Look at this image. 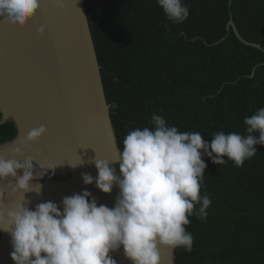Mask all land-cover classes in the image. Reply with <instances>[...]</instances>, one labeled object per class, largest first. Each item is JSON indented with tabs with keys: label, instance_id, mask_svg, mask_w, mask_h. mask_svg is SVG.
<instances>
[{
	"label": "trees",
	"instance_id": "1",
	"mask_svg": "<svg viewBox=\"0 0 264 264\" xmlns=\"http://www.w3.org/2000/svg\"><path fill=\"white\" fill-rule=\"evenodd\" d=\"M182 2L189 16L174 24L156 0L85 1L120 150L153 113L211 143L218 131L246 135L244 118L264 108V53L226 29L232 15L245 40L264 46V0ZM15 135L1 124L0 146ZM202 159L200 194L211 204L206 220L189 217L192 250L177 248V263L264 264V146L239 168Z\"/></svg>",
	"mask_w": 264,
	"mask_h": 264
},
{
	"label": "clouds",
	"instance_id": "2",
	"mask_svg": "<svg viewBox=\"0 0 264 264\" xmlns=\"http://www.w3.org/2000/svg\"><path fill=\"white\" fill-rule=\"evenodd\" d=\"M156 3L174 24L184 23L189 16L182 0ZM38 7V0H0V18L23 28ZM44 30L41 26L37 34ZM149 123L151 127L127 133L115 159L95 156L90 161L97 171V190L110 194L114 186L118 188L113 207L98 206L85 190L64 197L61 207L48 201L30 210L23 195L6 214L0 211V231L10 234L13 264H116L110 253L121 248L131 264H160L161 247L191 252L193 236L186 231L189 217L206 220L211 204L207 194H200L207 167L202 157L216 166L224 165L227 158L242 167L256 155V146H264V108L244 118L246 135L218 131L211 143L199 132L178 131L155 113ZM45 132L44 126L32 129L23 143L36 142ZM17 154L22 156L19 150ZM80 161L71 166L82 165ZM117 162L119 176L111 166ZM39 179L34 177L32 158H0V182L11 181L13 191L39 194L42 186L33 183ZM81 179L85 185L93 184L90 174L82 173Z\"/></svg>",
	"mask_w": 264,
	"mask_h": 264
},
{
	"label": "water",
	"instance_id": "3",
	"mask_svg": "<svg viewBox=\"0 0 264 264\" xmlns=\"http://www.w3.org/2000/svg\"><path fill=\"white\" fill-rule=\"evenodd\" d=\"M85 1L38 0L36 13L23 28L0 18V125L11 121L16 130L15 137L0 146V158H32L34 177L40 178L33 183L42 186L39 194H21L13 191L11 181L0 182L4 196L0 211L5 214L22 201L23 195L30 210L48 201L61 207L64 197L85 190L98 206L111 208L115 204L118 188L114 186L110 194L97 190V171L90 163L95 156L113 160L120 148ZM41 26L45 30L37 34ZM226 29L232 30L242 44L264 53L263 45L241 36L232 15ZM40 126L46 132L36 142L24 144L28 132ZM80 159L82 165L71 166ZM111 166L119 176V163ZM82 173L90 174L93 184L85 185ZM11 252L10 234L0 231V264H13ZM110 255L116 264H131L122 248ZM160 257V264H178L176 249L161 247Z\"/></svg>",
	"mask_w": 264,
	"mask_h": 264
},
{
	"label": "snow or ice",
	"instance_id": "4",
	"mask_svg": "<svg viewBox=\"0 0 264 264\" xmlns=\"http://www.w3.org/2000/svg\"><path fill=\"white\" fill-rule=\"evenodd\" d=\"M17 150H19V149L17 148Z\"/></svg>",
	"mask_w": 264,
	"mask_h": 264
}]
</instances>
